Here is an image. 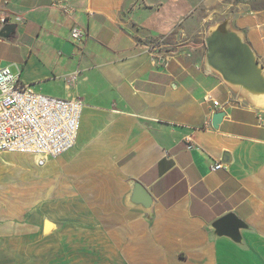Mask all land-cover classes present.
Wrapping results in <instances>:
<instances>
[{
    "label": "crops",
    "instance_id": "obj_1",
    "mask_svg": "<svg viewBox=\"0 0 264 264\" xmlns=\"http://www.w3.org/2000/svg\"><path fill=\"white\" fill-rule=\"evenodd\" d=\"M1 15L0 68L84 110L45 166L0 153V264H264V110L205 66L230 18L264 67V0H0ZM133 181L151 210L128 203ZM230 213L243 245L214 236Z\"/></svg>",
    "mask_w": 264,
    "mask_h": 264
},
{
    "label": "built area",
    "instance_id": "obj_2",
    "mask_svg": "<svg viewBox=\"0 0 264 264\" xmlns=\"http://www.w3.org/2000/svg\"><path fill=\"white\" fill-rule=\"evenodd\" d=\"M67 12L66 5L54 4ZM0 23H8L5 15ZM71 39L82 41L84 32L74 27ZM214 107L221 103L208 95ZM84 103L79 98H58L21 86L20 73L10 66L0 68V153L33 155L40 167L73 149L81 127ZM264 124V121H263ZM223 167L218 163L217 171Z\"/></svg>",
    "mask_w": 264,
    "mask_h": 264
},
{
    "label": "water",
    "instance_id": "obj_3",
    "mask_svg": "<svg viewBox=\"0 0 264 264\" xmlns=\"http://www.w3.org/2000/svg\"><path fill=\"white\" fill-rule=\"evenodd\" d=\"M15 25H7L2 35L8 36ZM205 66L208 71L217 73L234 92L238 99L256 109L251 95L264 97V67L252 46L243 35L231 27V19L214 23L210 26L206 38ZM226 116L225 111L213 115V126L218 128ZM224 161H227L226 154ZM133 190L128 196V203L134 207L151 210L154 199L139 182L133 181ZM212 228L215 237H227L238 245L244 244L243 230L249 226L235 213H230L218 221Z\"/></svg>",
    "mask_w": 264,
    "mask_h": 264
},
{
    "label": "bare ground",
    "instance_id": "obj_4",
    "mask_svg": "<svg viewBox=\"0 0 264 264\" xmlns=\"http://www.w3.org/2000/svg\"><path fill=\"white\" fill-rule=\"evenodd\" d=\"M21 86H28L21 82ZM252 102L258 107H264V97L259 98L257 95H251Z\"/></svg>",
    "mask_w": 264,
    "mask_h": 264
},
{
    "label": "rangeland",
    "instance_id": "obj_5",
    "mask_svg": "<svg viewBox=\"0 0 264 264\" xmlns=\"http://www.w3.org/2000/svg\"><path fill=\"white\" fill-rule=\"evenodd\" d=\"M146 1H153V2H160V1H162V0H146ZM170 4H171V2H170Z\"/></svg>",
    "mask_w": 264,
    "mask_h": 264
}]
</instances>
